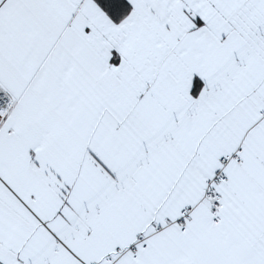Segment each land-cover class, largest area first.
Here are the masks:
<instances>
[{
	"label": "snow or ice",
	"instance_id": "1",
	"mask_svg": "<svg viewBox=\"0 0 264 264\" xmlns=\"http://www.w3.org/2000/svg\"><path fill=\"white\" fill-rule=\"evenodd\" d=\"M0 264H264V0H0Z\"/></svg>",
	"mask_w": 264,
	"mask_h": 264
}]
</instances>
